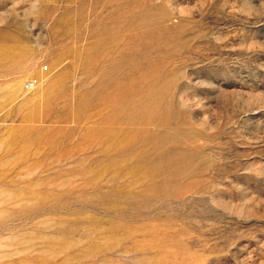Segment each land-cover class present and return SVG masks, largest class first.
Wrapping results in <instances>:
<instances>
[{
  "label": "rangeland",
  "instance_id": "374dc122",
  "mask_svg": "<svg viewBox=\"0 0 264 264\" xmlns=\"http://www.w3.org/2000/svg\"><path fill=\"white\" fill-rule=\"evenodd\" d=\"M0 264H264V0H0Z\"/></svg>",
  "mask_w": 264,
  "mask_h": 264
},
{
  "label": "built area",
  "instance_id": "2783aa9c",
  "mask_svg": "<svg viewBox=\"0 0 264 264\" xmlns=\"http://www.w3.org/2000/svg\"><path fill=\"white\" fill-rule=\"evenodd\" d=\"M32 87V84L31 83H27L26 85H25V89H30Z\"/></svg>",
  "mask_w": 264,
  "mask_h": 264
}]
</instances>
